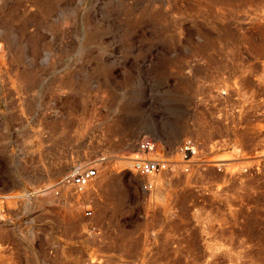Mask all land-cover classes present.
<instances>
[{"label": "rangeland", "instance_id": "1", "mask_svg": "<svg viewBox=\"0 0 264 264\" xmlns=\"http://www.w3.org/2000/svg\"><path fill=\"white\" fill-rule=\"evenodd\" d=\"M3 195L0 264H264V0H0Z\"/></svg>", "mask_w": 264, "mask_h": 264}, {"label": "built area", "instance_id": "2", "mask_svg": "<svg viewBox=\"0 0 264 264\" xmlns=\"http://www.w3.org/2000/svg\"><path fill=\"white\" fill-rule=\"evenodd\" d=\"M199 146L192 140H186L180 147V161L174 162L161 158L159 155L151 159H146L141 154L146 152H157V143L151 138H143L138 145V155L133 159V172L145 178H156L157 176L171 172L175 166L180 165L185 173H191L195 165H199ZM217 166L215 162L205 161L203 166ZM220 169V168H219ZM99 171L95 162L81 163L72 168L58 183L55 189L62 187H72L76 193H83L98 178ZM145 190H152V182L146 183ZM11 199L9 195L0 196V221L5 213V202ZM89 216L92 212H88Z\"/></svg>", "mask_w": 264, "mask_h": 264}, {"label": "bare ground", "instance_id": "3", "mask_svg": "<svg viewBox=\"0 0 264 264\" xmlns=\"http://www.w3.org/2000/svg\"><path fill=\"white\" fill-rule=\"evenodd\" d=\"M146 154H147V153H146ZM148 156H149V157H154L155 154H153L152 152H151V153L149 152ZM129 167H130V165H129ZM131 167L133 168V164L131 165ZM133 173H134V172H133ZM134 174H135V173H134Z\"/></svg>", "mask_w": 264, "mask_h": 264}]
</instances>
